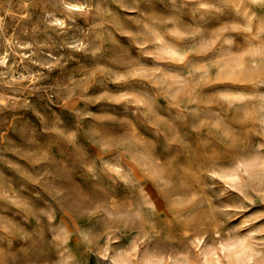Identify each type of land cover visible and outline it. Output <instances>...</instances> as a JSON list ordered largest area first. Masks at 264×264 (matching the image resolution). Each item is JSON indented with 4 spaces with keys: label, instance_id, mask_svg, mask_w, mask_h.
<instances>
[{
    "label": "rangeland",
    "instance_id": "374dc122",
    "mask_svg": "<svg viewBox=\"0 0 264 264\" xmlns=\"http://www.w3.org/2000/svg\"><path fill=\"white\" fill-rule=\"evenodd\" d=\"M261 22L264 0H0V264H264Z\"/></svg>",
    "mask_w": 264,
    "mask_h": 264
},
{
    "label": "snow or ice",
    "instance_id": "6c2138e0",
    "mask_svg": "<svg viewBox=\"0 0 264 264\" xmlns=\"http://www.w3.org/2000/svg\"><path fill=\"white\" fill-rule=\"evenodd\" d=\"M255 34L261 40H264V22H261V24H260L259 28L256 30ZM200 59L206 60V59H208V57H204V58H200ZM195 62H197V61L194 60V61H191L190 63H195ZM163 67H165L168 71H171V72H180V71H184L186 66L185 65L176 66V65L165 64V65H163ZM125 87H127V88H139V89L143 90L144 88H146V84L144 82H142V81H137V82H133V83L127 84V85H125ZM119 90L120 89H117V91H119ZM261 90L264 91V89H261ZM201 114L203 115L204 113L202 112ZM260 151H261L262 154H264V144L260 145ZM210 163H211V161H205L204 166L207 167L208 164H210ZM221 163H227V161H221ZM237 170H239V168ZM209 175H212V173H209ZM245 175H247V174L245 173ZM180 177H181V174L179 172H177L176 173V178L180 179ZM88 227H92L95 230V226L94 225H88ZM216 235H217V237H219L220 233H217ZM211 240H212V236H211V234H209L207 239L198 240L197 243L199 245L203 246L206 243H210ZM123 243H124L123 241H113L114 250L116 248L122 247ZM253 243L257 244V245L264 246V236L257 237L253 241ZM246 244H247V241H241L240 242V247L244 248L246 246ZM153 246H154V242H149L144 247L140 248L139 250L134 249V251H138L140 257L143 258L144 257V253L146 251L150 250L151 248H153ZM229 246H231L232 248L236 247V245H234L231 241H225V243L219 244L217 246V248H218L219 252L225 253V252L229 251ZM197 250H199V249H197ZM169 259H171V258H169ZM217 259H219V257H217ZM97 264H111V262L107 258H104V259H98L97 260Z\"/></svg>",
    "mask_w": 264,
    "mask_h": 264
},
{
    "label": "bare ground",
    "instance_id": "6f19581e",
    "mask_svg": "<svg viewBox=\"0 0 264 264\" xmlns=\"http://www.w3.org/2000/svg\"><path fill=\"white\" fill-rule=\"evenodd\" d=\"M70 4V3H69ZM73 5V4H72ZM60 18H58V19H55V21H59V23H61V20H59ZM53 20V19H52ZM7 56V55H6ZM6 62H7V60H6ZM3 64V63H2Z\"/></svg>",
    "mask_w": 264,
    "mask_h": 264
}]
</instances>
